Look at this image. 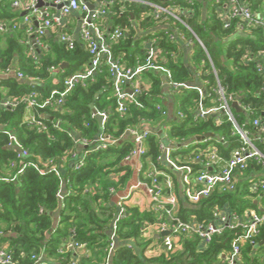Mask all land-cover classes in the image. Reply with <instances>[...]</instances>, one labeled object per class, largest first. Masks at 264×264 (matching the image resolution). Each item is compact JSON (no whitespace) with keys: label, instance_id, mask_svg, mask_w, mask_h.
<instances>
[{"label":"trees","instance_id":"16d2710c","mask_svg":"<svg viewBox=\"0 0 264 264\" xmlns=\"http://www.w3.org/2000/svg\"><path fill=\"white\" fill-rule=\"evenodd\" d=\"M140 1L166 6L176 1L182 3L183 7L188 2ZM190 1L192 4H188L183 20L203 42L207 53L194 34L174 18H168L169 27H161L153 17L151 7L140 2L120 0L109 7L110 16L103 18L104 21H110L114 29L120 27L127 34L112 45V55L115 60L122 57V64L135 67L146 60L145 43L156 37L157 52L167 60L162 64L171 71L173 81L186 83L193 78L192 71L179 58L174 60L172 54H179L180 42L169 39L170 34H176L172 28L176 22L173 27L193 41L192 66L202 78L210 82L208 91L211 92L210 86L215 83L214 75L208 73L211 69V57L222 85L230 94L240 98L243 104L253 108L251 114L236 111L241 124L246 129L253 130V120L263 116L264 97L259 93L262 81L256 70V62L264 55V32L257 27L240 31V18L232 20L231 26L225 29L224 13L218 12L214 0ZM243 1L255 12H264V0ZM11 3L12 0H0L1 18L14 20L15 16L9 13ZM139 33L141 38L138 39ZM47 40V37L42 39L44 47L40 58L29 61L23 58L25 64L19 69L23 76L34 83H18L14 79L0 80V90L2 87L8 88L14 99H21L36 91L39 99L44 100L56 87L53 77L57 76L62 80L87 67L90 55L85 44L76 41L75 49L70 50L66 45L51 40L49 50L46 48ZM16 53L19 56L23 54L19 43L12 41L7 49L0 45V72L9 69ZM64 64L67 66L62 69ZM142 79L144 82L148 81V86H143L141 93L134 96L123 117L117 114L114 79L107 63L93 79L77 84L66 97L61 109L39 111L40 117L47 122V131L38 130L24 121V105L16 109H0V245L12 253L16 264H32V255H38L45 249L51 257L63 264L68 263L69 259L74 258L73 251L61 255L59 250L65 248L64 241L69 237L85 245L90 251V255L84 257L81 264H226L223 254L230 249L232 240L238 234V230L229 227L224 229L222 235L214 236L206 246L202 244L198 234H185L180 237L181 249L176 246L175 251H167L164 248L165 252L147 257L150 242L144 238L142 227L144 223L156 222L157 214L153 211L143 214L135 209H128L130 214L117 223L115 232L112 228L115 239L111 237L110 225L114 226L116 209L109 205L112 198L110 189L121 190L133 173V168L125 162L133 150L132 140L126 135V130L129 127H139L143 120L155 125L164 122L165 118L155 106L162 102L163 76L150 72L144 74ZM184 98L186 102L183 112L186 118L173 127L169 135L173 142L213 133L223 136L229 143H238L239 136H232L230 122L224 120L219 125L216 117L194 119L192 110L196 108V101L199 99L196 91L189 92ZM104 111L110 113V118L102 128L100 120L93 115ZM59 120L62 123L56 129L53 124ZM101 133L121 140L102 151L88 148L86 166L76 171L70 163L75 161L72 156L73 153L77 154V141H94ZM10 134H15L19 144L31 153L29 159L20 157L19 151L9 146ZM147 142L150 146V154L147 155L158 163L160 149L157 136H151ZM257 146L264 151V144L257 143ZM62 158L66 162L60 165L59 175L50 171L42 174L35 168L26 166L33 159L41 171H44L49 169L45 166L49 161ZM159 164L162 169H171L163 162ZM23 166L26 167L19 174ZM62 168L66 169L65 175L61 173ZM64 187L66 195L60 199ZM255 195L247 183L239 186L234 193L217 194L200 205H193L177 218L184 222L197 220L201 224H207L213 220L214 213L224 207H230L243 216L247 210L256 207L253 201ZM55 218L58 219L57 223ZM258 241L264 246V227ZM112 242L115 243V250L109 258L108 248ZM253 252L254 247L246 243L245 264H256Z\"/></svg>","mask_w":264,"mask_h":264},{"label":"built area","instance_id":"2783aa9c","mask_svg":"<svg viewBox=\"0 0 264 264\" xmlns=\"http://www.w3.org/2000/svg\"><path fill=\"white\" fill-rule=\"evenodd\" d=\"M92 1L53 0V4L59 8V15L55 16L48 7H39L40 0H12L11 7L16 11L25 13L22 19L26 32L35 38V44L39 48L44 47L42 39L51 29L61 25L65 18L79 12L81 14L80 39L87 46L90 60L83 71L68 76L57 83L46 99L40 100L38 93L32 91L21 99L1 100L0 109H16L24 105L32 109L35 114V117L28 120L27 124L38 130L47 131V122L40 117L39 111L54 108L61 109L66 97L75 86L93 79L106 63L110 66V72L114 79V97L117 98V114L120 117L127 113V106L134 100V96L141 93L143 86H147L142 79L146 73L164 74L165 79L162 81V87H170L172 91L184 89L185 84L175 83L172 79L171 71L165 64H162L167 60L157 52L158 40L156 37L150 38L145 43L147 57L144 63L130 67L120 62L122 57L115 60L111 51L112 45L123 39L127 34L120 27L114 29L113 24L110 21H104L103 18L110 16L109 7L120 0H96L98 3L93 9L91 8ZM122 1L140 2L145 6L151 7L152 15L156 23L161 27H169L170 23L167 21L169 17H172L191 31L183 20L187 13L188 4H192L190 0H188L186 7L177 6V4L166 6L140 0ZM214 6L217 7L218 12L224 13L225 29L231 26L232 20L240 18L242 20L239 24L240 31H245L249 27H257L264 32V12H255L243 0H214ZM173 26L172 28L173 30L175 29L174 32L176 34H170L169 39L172 41L177 39L179 42L186 40V37L178 31V28ZM16 27L17 25L13 24V29ZM7 29L8 24L6 21L0 22V31L5 32ZM57 37L61 44L66 45L70 50L75 49L77 40L67 27L61 28ZM194 37L207 53L206 47L200 38L196 34H194ZM137 38H141L140 33ZM188 43L192 45L193 41L190 39ZM172 57L174 60L178 59L177 54H172ZM257 60L256 70L262 81L259 93L264 97V55H261ZM209 61L211 69L208 73L214 75L215 83L210 86L211 92L208 91L210 82L202 78V75L198 73V76L202 79V87L196 89L197 91L194 90L199 95V100L196 101L194 119L204 120L216 117L219 125H222L224 120H226L231 124L232 136H239L240 140L238 143H229L223 136L217 134L203 141H198L197 137H195L192 138L194 141L191 144L186 145L185 151L177 153L175 148H173L174 146L169 145L173 144L170 136L166 135L165 143L167 144H159L160 155L157 159L158 164L164 162L171 169L182 173L183 194L193 205H200L217 194L234 193L237 191L239 182L243 180L249 181L248 185L253 193L264 194V151L257 146V143L264 144V107L262 108L263 116H258L253 120V130L246 129L245 125L239 121L238 113L233 104L238 103L246 114L247 112L253 113V108L250 105L243 104L240 98L227 91V88L220 81L218 71L211 57H209ZM52 71H55V68H52ZM19 77L23 78V75L21 74ZM130 90L132 94L128 92ZM155 106L164 117H167L168 114L162 102L157 103ZM93 117H97L100 120L103 128L110 118V113L106 111L100 114L94 113ZM185 118L186 115L180 110L178 119L182 121ZM61 123L62 121L59 120L53 124V127L57 129ZM153 125L149 121L143 120L139 127H129L126 130V135L132 140L133 150L127 156L125 162L139 159L143 163L142 159L147 156L144 143L155 135ZM120 140L114 139L109 134L101 133L94 141L82 139L78 140L76 144L94 151H102L118 144ZM186 142L187 140L184 139L181 143L185 144ZM9 146L16 148L20 153V157L26 159L31 157V153L19 144L15 134H10ZM86 155L81 157L73 153L72 158L75 160L73 164L76 171H80L86 166ZM30 161L26 166H31L42 174L50 171L58 175L60 173V165L66 162L63 158L57 161H49L45 164L49 169L41 171V168L33 159H30ZM26 166H23L19 174L22 173ZM255 167L260 169L256 171ZM155 171V173H148L150 182H147L146 186L152 196L155 209L166 216V219L161 220L158 225L162 233L169 232V235L165 236L163 240V246L167 251H175L176 238L180 239L182 235L192 233L198 234L202 244L206 246L212 242L214 236L222 235L226 227L238 230L237 236L231 242L230 249L223 254L226 264H245L244 245L246 243L253 246L255 251L261 248L262 245H260L258 237L264 227V213H254L248 218L242 219L237 212H231L229 217L225 214L222 215V211L225 208H220L214 213L213 220H210L207 224L184 222L180 218L173 217V209L177 205L176 198L168 197L164 199V190L162 189L160 178L164 177L165 174L161 170L156 169ZM110 192L114 194L116 190L111 188ZM119 208L118 216L114 221V232L117 228V223L126 215L122 202ZM112 239H115V235H113ZM82 246L83 244L72 241L65 248H61L59 253L64 255L71 249L77 250ZM114 250L115 243L112 242L108 252L111 254ZM32 260L33 264H48L41 255H32ZM0 264H16L12 253L1 245ZM67 264L81 263L74 257L69 259Z\"/></svg>","mask_w":264,"mask_h":264},{"label":"crops","instance_id":"0c3cea01","mask_svg":"<svg viewBox=\"0 0 264 264\" xmlns=\"http://www.w3.org/2000/svg\"><path fill=\"white\" fill-rule=\"evenodd\" d=\"M42 2H43V6L48 7L55 16L59 15V8L53 4V0H42ZM97 3L98 2L96 0H93L91 2L92 7L97 6ZM9 11H10L9 13H12L13 16H15V18H14V21L12 22L13 19L9 18L5 20L4 18L0 17V22L6 21V23L8 24V29L5 32L0 31V45L1 47H3V49H7L9 47V44L12 43V41H15L16 44L19 43V45L21 46V51H23V54L25 55L22 54V56H19L16 53L14 55L15 58L12 61L9 69L6 71L0 72V80L14 79L18 83H34V81L29 79L27 76L26 77L23 76V78L19 77V75L22 74L21 72H19V69L20 67H23V64H25L23 58H26L27 61L37 60L38 58H40V55H41L40 53L42 51L41 49H43V47L39 48L37 44H35V38L27 34L24 24H21L20 26V24L18 23L19 20H22L25 13L16 11L12 7H11V10ZM80 19H81V14L79 12L75 13L69 16L68 18H65L61 25H57L55 28L51 29L48 32V34L45 36L48 38L46 48H48L49 50L51 49L50 47L51 40L60 44L57 34L63 27L65 28L67 27L69 31L73 34L75 39L79 42H82V40L80 39V36H81ZM13 24L17 25L15 29H13ZM10 38H12V40ZM186 40H183V42L179 43L180 48L178 51L179 53L178 58L179 60H181L183 64H185L188 67L190 71H192L193 78L187 81L186 83H183L185 84L184 89L182 88L181 90H178V91H172L170 87H162V93H163L162 104L164 108L166 109L168 115L167 117L163 119L164 122H160V123L153 125L155 136H157L158 144L164 143L166 145L167 144L165 143L166 135L167 136L170 135L173 127L177 123H179L180 120L178 119V113L180 110L183 111V106H184V103L186 102L184 100L185 99L184 97L187 96L189 92L202 87V79L201 77L198 76L199 72L193 69L192 61H191V56L193 54L194 45L193 44L191 45L188 43L190 40L189 38H186ZM160 75L163 76V79H162L163 81L165 79V75L161 73ZM53 80L55 84L61 81L57 78V76L53 77ZM144 84L147 85L148 81H145ZM0 91L2 93V99H0V101L3 99H14V96L10 94V90L8 88L2 87ZM26 95H24L23 97H25ZM25 108H26V111H25L24 121L27 123L28 120L35 117V114L32 109H29L26 106ZM195 110L196 108L192 110V113ZM186 140L187 142L185 144H182L179 141H174L173 144H169V145L170 146L173 145L174 146L173 148H175V151L177 153L179 151H185L186 145L191 144L194 141L192 138H189ZM144 147L147 151V154H150V146L147 141L144 143ZM14 149L18 151L16 148ZM76 151H77V155L82 157L87 154L88 148L83 147V146H77ZM142 162L143 163H141L139 159H133L131 162H127L133 168L132 177L121 190L116 191L114 194L111 193L112 198L109 202V205L111 207L114 206L116 209V213L114 215L115 219L118 216L119 209H120L119 205L121 202L124 204V207H125V213H126L125 216H128L130 214L128 209L129 210L135 209L143 214L145 213L150 214L152 211L157 214L158 219L156 220V222H154L153 224L150 222L144 223L142 227V233H143L144 238L150 242V248L146 252V256L153 257V256H156L158 254L165 252V249H164L165 247L163 246V240H164L165 235L160 231L158 224L161 220H165L166 216H164L163 213L158 212L154 207L152 196L151 194H149L148 187L146 186L148 184L147 183L148 173L149 172L155 173L156 172L155 170L157 169V170H161L165 174L164 177L160 178L161 186H162V189L164 190V199L168 197H174L176 198V201H177V205L173 209V217L174 216L179 217L182 213H184L185 211L193 207V204H191L185 198L183 194L182 182H181L182 180L181 172L175 169H170V170L162 169L160 164L156 163V161H154L152 157L149 155L145 156L142 159ZM70 164H71L70 166L72 167L74 166L73 162ZM255 169L256 171L259 170L258 167H255ZM65 172H66V169L62 168L61 173L65 175ZM135 180H137L138 182L137 186L133 185ZM247 183H249V181L243 180L242 182H239L238 187L244 184H247ZM142 187H144L146 190H142ZM126 191L129 192L126 198H120L119 200H116V197H118L119 194L126 192ZM65 195L66 194H65V187H64L63 190L61 191L60 199H63ZM253 201L256 207L254 209L247 210V212L244 213L243 216H240L242 219H246L254 213H264V194L263 193L256 194ZM224 208L225 209L222 211V215L225 214L227 217H229L231 212H234L231 210L230 207H224ZM57 222H58V219L55 218V223ZM191 223L197 224L199 222L197 220H192ZM218 224H220V222H218ZM112 228L113 227L110 225V234H112L111 237H113V234H114ZM72 241L73 239L69 237L68 240L64 241L63 245L67 246ZM175 244L178 249L182 248V245L180 244V239L176 238ZM263 244H264V241H263ZM71 251H73V255L79 263H82V259L84 257H87L90 255V251L85 245H83L80 249H77V250L71 249ZM112 253L110 254L108 252L110 256L109 258H111ZM38 255H41L48 264H63L62 261L54 257H51L50 254H48V251L46 249L43 250ZM252 256L255 258L256 264H264V246H261V248H259L257 251L254 250V252L252 253Z\"/></svg>","mask_w":264,"mask_h":264},{"label":"water","instance_id":"95a60500","mask_svg":"<svg viewBox=\"0 0 264 264\" xmlns=\"http://www.w3.org/2000/svg\"><path fill=\"white\" fill-rule=\"evenodd\" d=\"M43 6V2H42V0H40V2H39V7H42ZM91 8L93 9V7L91 6ZM67 66V64H64L63 66H62V68H65ZM130 94H132V92H131V90L130 91H128ZM233 107L236 109V111L237 112H241L242 111V109L239 107V105H238V103H234L233 104ZM215 135L214 134H212V133H208V134H206L205 136H199V137H197V140L198 141H203V140H205V139H207V138H211V137H214ZM165 236H167V235H169V232H166V233H163Z\"/></svg>","mask_w":264,"mask_h":264},{"label":"rangeland","instance_id":"374dc122","mask_svg":"<svg viewBox=\"0 0 264 264\" xmlns=\"http://www.w3.org/2000/svg\"><path fill=\"white\" fill-rule=\"evenodd\" d=\"M171 4H177V6H183L182 3H178V2H176V1H174V3H171ZM18 23H19L20 26H21V24H23V19H22V20H19ZM133 185H136V186L138 185L137 180L134 181ZM142 190H146V189H145L144 187H142ZM128 194H129L128 191L123 192V193L119 194L118 197H116V200H119L120 198H126V197L128 196Z\"/></svg>","mask_w":264,"mask_h":264},{"label":"bare ground","instance_id":"6f19581e","mask_svg":"<svg viewBox=\"0 0 264 264\" xmlns=\"http://www.w3.org/2000/svg\"><path fill=\"white\" fill-rule=\"evenodd\" d=\"M96 153V152H95Z\"/></svg>","mask_w":264,"mask_h":264}]
</instances>
